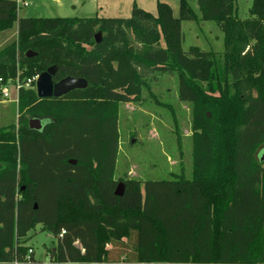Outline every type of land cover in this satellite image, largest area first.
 I'll return each mask as SVG.
<instances>
[{
  "label": "trees",
  "instance_id": "1",
  "mask_svg": "<svg viewBox=\"0 0 264 264\" xmlns=\"http://www.w3.org/2000/svg\"><path fill=\"white\" fill-rule=\"evenodd\" d=\"M197 8L199 17L179 0L176 18L159 2L157 17L133 7L125 19L20 18L15 0H0V31L16 27L0 50V88L51 66L54 82L88 85L62 98L18 91V126L0 129V264L35 262L36 225L55 238L53 264H264V0L244 19L233 0ZM182 21L216 23L221 69L216 53L181 49ZM157 72L193 106L191 178L124 177L114 196L116 106L140 100ZM31 118L49 123L39 133Z\"/></svg>",
  "mask_w": 264,
  "mask_h": 264
},
{
  "label": "rangeland",
  "instance_id": "2",
  "mask_svg": "<svg viewBox=\"0 0 264 264\" xmlns=\"http://www.w3.org/2000/svg\"><path fill=\"white\" fill-rule=\"evenodd\" d=\"M20 18H129L132 8H138L155 17L157 4L168 6L171 17L179 15V0H16ZM194 15L199 17L197 0H186ZM253 0H233V14L238 19L248 17ZM25 3L26 6L22 4ZM182 42L186 51L197 47L214 52L222 68L223 35L213 21H182ZM16 39V27L0 31V50ZM163 45V42L161 41ZM217 60V61H218ZM149 88L141 91L140 100L120 102L116 106L118 150L114 178L119 183L135 179L158 181L182 174L186 179L192 173V136L194 132L192 104L178 99L175 77L163 72L146 79ZM9 98L0 103V129L18 126L17 91L11 84L1 86ZM207 116L210 114L207 112ZM264 153V147L259 149ZM172 174V175H171ZM27 245L33 251L34 263H50L48 251L55 238L40 225L28 234Z\"/></svg>",
  "mask_w": 264,
  "mask_h": 264
},
{
  "label": "water",
  "instance_id": "3",
  "mask_svg": "<svg viewBox=\"0 0 264 264\" xmlns=\"http://www.w3.org/2000/svg\"><path fill=\"white\" fill-rule=\"evenodd\" d=\"M101 42L100 33L94 35V43ZM34 56L30 51L26 52V57ZM56 66L47 68L44 72L37 76L35 81V94L38 99L45 98H62L71 92L87 89V82L82 78L65 77L57 82L53 81ZM49 123L47 118H31L27 121L29 130L41 133L45 126ZM69 164L75 165L74 160H69ZM23 187H21V191ZM123 192V184L118 183L114 189V196H121Z\"/></svg>",
  "mask_w": 264,
  "mask_h": 264
},
{
  "label": "built area",
  "instance_id": "4",
  "mask_svg": "<svg viewBox=\"0 0 264 264\" xmlns=\"http://www.w3.org/2000/svg\"><path fill=\"white\" fill-rule=\"evenodd\" d=\"M16 1V0H15ZM17 3V1H16ZM23 6H26L25 3L22 4ZM37 79V76H33L31 78L26 79L25 81H20L18 75L15 77V79H10L8 80L6 83L2 84V86L4 85H8L11 84V86H14L16 91H17V100L16 103L18 102V91L21 88L24 89H30V88H35V81ZM9 98V94L4 90H1V96H0V103H3L5 100H7ZM64 233V231L60 232V236ZM17 264V263H15ZM130 264H148V263H130Z\"/></svg>",
  "mask_w": 264,
  "mask_h": 264
},
{
  "label": "crops",
  "instance_id": "5",
  "mask_svg": "<svg viewBox=\"0 0 264 264\" xmlns=\"http://www.w3.org/2000/svg\"><path fill=\"white\" fill-rule=\"evenodd\" d=\"M114 264H128V263H125V262H123V261H120V262H118V263H114Z\"/></svg>",
  "mask_w": 264,
  "mask_h": 264
}]
</instances>
